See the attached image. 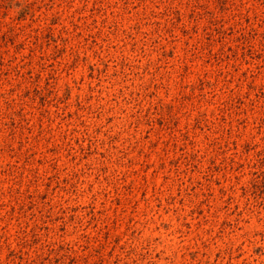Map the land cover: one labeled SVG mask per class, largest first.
<instances>
[{
  "label": "rangeland",
  "instance_id": "obj_1",
  "mask_svg": "<svg viewBox=\"0 0 264 264\" xmlns=\"http://www.w3.org/2000/svg\"><path fill=\"white\" fill-rule=\"evenodd\" d=\"M0 264H264V0H0Z\"/></svg>",
  "mask_w": 264,
  "mask_h": 264
}]
</instances>
